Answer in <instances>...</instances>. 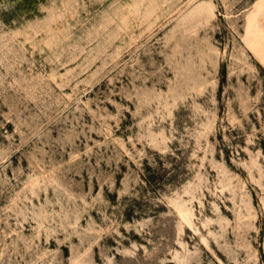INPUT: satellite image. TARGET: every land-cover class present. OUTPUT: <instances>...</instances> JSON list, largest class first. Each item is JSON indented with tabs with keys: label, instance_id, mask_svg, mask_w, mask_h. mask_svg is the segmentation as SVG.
<instances>
[{
	"label": "rangeland",
	"instance_id": "374dc122",
	"mask_svg": "<svg viewBox=\"0 0 264 264\" xmlns=\"http://www.w3.org/2000/svg\"><path fill=\"white\" fill-rule=\"evenodd\" d=\"M0 264H264V0H0Z\"/></svg>",
	"mask_w": 264,
	"mask_h": 264
}]
</instances>
